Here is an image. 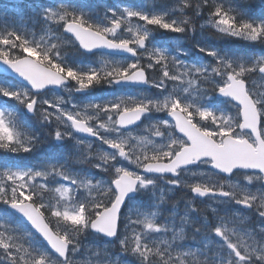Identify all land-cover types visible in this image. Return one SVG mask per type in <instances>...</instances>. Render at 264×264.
<instances>
[{
  "label": "snow or ice",
  "instance_id": "obj_1",
  "mask_svg": "<svg viewBox=\"0 0 264 264\" xmlns=\"http://www.w3.org/2000/svg\"><path fill=\"white\" fill-rule=\"evenodd\" d=\"M189 9L194 17L207 9V23L225 36L264 43V16L254 19L242 6L225 7L219 0H183L171 11L121 5L106 9L103 20L93 19L83 0H55L42 7L40 20L49 32L59 31V42L42 43L14 29L0 31V67L18 84L0 78V98L20 106L13 113L0 104V150L35 152L45 141L28 128L27 121L34 118L42 127L55 125L49 140L56 148H65L68 141L86 145L88 151L81 152L78 162L110 177L97 180V173L89 172L81 177L67 159L45 160L39 166L0 159V204L5 206L0 213V264H92L77 260L85 248L79 238L92 235L108 246L102 249L106 258L95 264H114L107 257L108 248L116 244L123 257L134 261L115 264H264V187L257 193L230 180L227 185L211 180L242 176L248 184L264 181V93L249 83L254 73L264 80V56L253 59L197 44L212 61L189 62L180 58L189 55L186 49L161 47L150 40L156 29L195 32ZM176 11L183 19L172 18ZM134 18L143 24L133 23ZM63 42L81 55H99L103 62L99 67L69 63L60 52ZM114 53L128 55L108 59ZM152 69L158 78L151 76ZM102 84L120 86L117 91L124 86L157 91L151 96L114 93L113 99L89 100L83 107L72 99L73 92L90 96L89 90ZM57 89L68 92L69 99L46 98L45 90ZM231 108L235 116L229 114ZM132 126L144 127L150 135L133 136ZM85 136L106 148L93 156V141ZM189 173L209 179L186 183ZM57 177L75 187H56L59 196L52 203L44 193L53 190L49 178ZM161 180L168 191L188 188L192 201L208 198L237 207L225 209L224 215L213 208L217 221L198 223L191 218L198 209L190 202L180 220L191 224L194 240L201 239L193 245L177 243L185 239L184 227L177 231L173 225L157 223L164 195H159V203L153 201ZM81 190L87 196L81 197ZM141 196L148 198L146 211H141ZM241 209L258 218L250 231H237L226 219L229 212ZM46 213L55 218V227ZM17 216L35 231L13 227L9 221ZM169 231L170 240L148 239L149 233Z\"/></svg>",
  "mask_w": 264,
  "mask_h": 264
},
{
  "label": "rangeland",
  "instance_id": "obj_2",
  "mask_svg": "<svg viewBox=\"0 0 264 264\" xmlns=\"http://www.w3.org/2000/svg\"><path fill=\"white\" fill-rule=\"evenodd\" d=\"M23 1H25V2H23ZM154 1L161 2L164 0H154ZM170 1L171 2L167 5V7H161L157 11H161V10L171 11V9L173 7L179 8L180 5L183 3V0H170ZM83 2L86 4V7L89 10L90 15L93 17V19H96V20H103L104 12L106 11V9H108L110 7L119 8L121 5H127V6L134 8V6L132 5L134 2H132V4H130V3L126 4L125 0H83ZM53 3H55V0H0V7H1L0 8V31L5 30V29H7V30H13L14 29V30L20 32L21 34L27 35L29 37V39H35L36 41H41L42 43L51 44V43L59 42L57 40V37L59 36V31L57 30V31L49 32L47 27L44 25V22L40 20V12H41L42 7L50 6ZM140 3H141V1L137 2V4H139V5H140ZM20 7H22L23 9L21 10ZM151 11H153V10H151ZM187 14H188L189 18L192 19V17L190 16V10H187ZM175 15H177L179 17H175ZM172 18L183 19V15L179 11H176V12L172 13ZM199 18H201V17L199 16ZM254 19L258 20L259 18H254ZM207 21H208V18L206 20L202 21L198 25L199 31H203L204 28H206V29L213 30L215 33L221 34V33L217 32L215 28L211 27L207 23ZM133 23L143 24L142 21H136L135 18L133 20ZM202 25H203V27H202ZM52 28L55 29L56 26L53 25ZM160 31L162 33L159 34L158 39L155 38L153 35L150 37V40L152 42L156 43L157 45H159L161 47L174 48L175 46H179V47L183 48L184 39L179 41V39H176V36L171 37L165 31H163V30H160ZM123 35L127 36L129 34L127 32H124ZM180 35L181 34H178V36H180ZM221 35H223V34H221ZM229 37H231V36H229ZM233 38L241 40V41H245V42H248L251 44L257 43V42L247 41V40L240 38V37H233ZM194 43L196 45L195 46L196 48H197V44H200L202 46H206L208 48H214V44L211 43V40L208 37H203V39H202L201 37L198 38V36H197V38L194 40ZM207 43H209L210 45H208ZM73 49H75V48H73V46L68 44L67 42H63L61 45V48H60L61 54L64 56V58L69 63H82L84 65H91L94 67H99L101 65V63L103 62L104 58L99 56V55L76 60V59H74L75 55L73 54V52H74ZM262 56H264V52L255 54V55L251 56V58L255 59L258 57H262ZM180 58L188 60L189 62L199 61V62L207 63V62L212 61L211 57H207L203 53H200L198 51V49H196V51L194 53L189 52L188 56H181ZM108 59L119 60L120 58H113V57L109 56ZM149 71H152L151 76L153 78H158L159 73L155 69H152ZM252 81H255V83L252 84ZM7 82L13 83L14 86H18L11 80H8ZM172 83L173 82H169V90H171ZM249 83H250V86L254 87L257 92L264 93V80H262L258 74H255V73L251 74L250 79H249ZM102 88L104 90H106V92L104 90H102L100 93H95V94L90 95V96H80V95L76 94L75 92H73L72 93V99L76 100L78 103L81 104V107H83V105L87 104L89 100L99 101L101 98L113 99L114 93H115V95H118V96H127V95H149V96H151L157 91L155 89L154 92H152V91L151 92L150 91L139 92L135 88L120 89L119 91H117L118 88H115V87L110 88L106 85H102ZM57 97L68 100L69 99V93L66 91H63V90H62V93L60 95L53 94V93H47L46 98L50 99V100H54ZM0 100L5 101V103L10 102L6 98H0ZM66 106L70 107V105H66ZM228 111H229V114L235 116L236 112H235L234 108H231ZM156 115L157 116H164L165 114L159 113ZM54 127H55V125L50 127V129L53 130ZM132 135L140 137V136H149L150 133L147 130H145L144 127H140V128L132 129ZM68 142L70 144H68V146H67V152L68 153L70 152L72 155L73 154L76 155L78 160L80 158L81 152H87L88 151L86 145L76 146L75 141H68ZM101 147L106 148V146H101L98 141L97 142L93 141V150H92L91 154L93 156L97 155L99 153ZM47 158H48V160H52L49 158V156ZM1 159H3V158H1ZM123 163L128 167H134L133 165H128L126 161ZM77 165H78V170L74 171L73 173L80 175L81 177H83L84 172L97 173V170L92 168L91 165L88 163L77 162ZM68 166H69V164H68ZM205 170L206 169L201 168L199 171H205ZM98 176L99 175L97 173L95 178ZM209 176H211V173H209ZM208 179H209V177H207V176L193 177L191 175V173L187 174L184 177V180L186 183H193V182H196L198 180L207 181ZM217 179H220V182L225 183L226 185H227L228 181L230 180L231 183H233V184H237L239 186H247L251 191L257 192V193H258V190L260 189L259 181L254 180L252 182V184H248L247 180L241 176H234V177L229 178V179H221L220 177L211 176V180L213 182H215ZM97 180H99V179L97 178ZM104 181H108V179L106 178ZM47 183H48L49 187L53 190L49 191V192H45L47 194H44V198L46 201H49L52 203H55V201L58 199V196H59V194L56 193L54 190L56 187H60L61 185L65 186V187H73V188L75 187V186L69 185V183L67 181L60 180L58 177L56 178V180L49 178ZM79 195L81 197H85V196H87V193L84 192L83 190H81ZM214 204H217V203H215L214 201L211 200V203L208 204L210 209L215 208ZM235 207H237V206H235ZM0 213H2V212L0 211ZM234 213L240 220L245 222V224L249 225L248 229L249 228L252 229L253 227L257 226L258 218L255 215H249L250 211L247 212V211L241 209L240 211L234 212ZM51 219L54 220L55 218H51ZM9 223L13 227L18 226L20 228L21 232L28 230L25 226H23V225L20 226L17 223H14L12 220H10ZM232 227H235V226H232ZM235 228L237 229V231H241L240 228H238V227H235ZM257 231H258V228H257ZM149 234H151V233H149ZM149 234H147V235L149 236ZM156 234H159V233H156ZM157 238L166 239L165 235L163 233H162V237L158 236V237H156V239ZM90 239L92 240V242L87 244V248H91L89 250L95 249L96 251H102V249L104 247H106V245H103L102 242L98 241L100 239L96 238L94 235L90 236ZM148 239H149V237H148ZM25 244H26V241H25ZM186 250H188V249H186ZM192 251H194V250H192ZM105 258H99L97 256V259L91 260L87 257V255L84 254V255H82V257L78 256L77 260L83 261V262L91 261L92 264H95V262L98 259L103 260ZM107 258L111 259L114 262V264H115V261L121 260V258H119L118 256H112V255H109Z\"/></svg>",
  "mask_w": 264,
  "mask_h": 264
},
{
  "label": "trees",
  "instance_id": "obj_3",
  "mask_svg": "<svg viewBox=\"0 0 264 264\" xmlns=\"http://www.w3.org/2000/svg\"><path fill=\"white\" fill-rule=\"evenodd\" d=\"M171 1L170 0H164V1H161V2H156L154 0H146L145 1V7L143 8V10L145 11H151V10H158L159 8L161 7H167V5L170 3ZM219 2H222L224 3L225 6H229V5H232V6H236V5H240L244 8V10L247 12V14L249 16H251L252 18H260L261 16H264V5H262V0H219ZM20 9L22 10L23 8L20 7ZM190 10V9H189ZM206 15H208V12H207V9L203 12L202 16H200L201 18L199 17H194L192 15V12L190 10V16L192 17V20H193V23L195 25V32H191L189 31L188 33H186V35L188 36L189 38V42H193L196 38H197V35H198V21L202 18H204ZM149 27H152V26H149ZM155 32H160L159 29H156L154 30ZM206 33H210V34H213L212 32L208 31V30H205V34ZM214 38L217 39V40H221V37H219L218 35L216 34H213ZM226 43V48L229 52L231 53H235V54H239V55H242V56H246V57H251L255 54H258V53H262L264 52V43H260V42H257L255 44H249V43H244L242 41H239V40H236V39H226L225 41ZM13 53H18V49H14L12 50ZM73 54L75 56H82L79 52L76 51V49H73ZM153 74V73H152ZM100 86V85H99ZM99 86H95L94 88L97 89ZM27 124H28V128L30 131H32L34 133L35 131V128H36V124L34 121H31V120H28L27 121ZM41 129V128H39ZM42 135L44 137V139L42 138ZM41 140L42 141H45L44 143H42V153H43V159H46L48 156L47 155H53L54 158H67L68 159V164H69V167L72 169V171H76L78 170V165H77V162H78V158L76 157V155H72L70 152L68 153L67 150L65 148H59L60 150H57V148L50 142L49 140V137H48V134L47 133H41ZM51 149L53 150V154L50 153L49 151H51ZM1 153H7L10 158L11 157H14L15 158V154L13 153H8V152H5L4 150H0ZM19 155L21 156H24L27 157V161H28V165L31 164V162L33 161V158H32V154L33 153H23V152H20L18 153ZM100 176L102 177H105L107 178L108 180L110 179L109 175L108 174H99ZM176 194H178L181 198V200H184L185 198H187V196H185V192L183 191H179V189H177V191L175 192ZM145 196H141L139 197V201H142V199H144ZM178 200V197H175V201ZM203 213L202 212H198V220L197 222H200L201 220V215ZM204 214H208L209 213H206L204 212ZM46 215L48 216V213H46ZM49 217V216H48ZM167 216H164V218L166 219ZM192 219H195V217H191ZM50 219V222L52 224L53 227H55V219H51V217H49ZM179 226H183L184 229H185V236L190 239L192 236H193V228L191 226V224H183L180 222L179 223ZM199 238V240L201 239L199 236L197 237ZM79 239L82 240L83 242V245L85 246L84 248V252H90L89 250H87V244L88 243H91L92 240L90 239V237L88 236L87 238H84V237H80ZM116 250V247H112ZM110 249V248H109ZM96 256V253L94 251V253L91 254V257L94 259ZM100 257H104V254L103 252H101V255Z\"/></svg>",
  "mask_w": 264,
  "mask_h": 264
},
{
  "label": "water",
  "instance_id": "obj_4",
  "mask_svg": "<svg viewBox=\"0 0 264 264\" xmlns=\"http://www.w3.org/2000/svg\"><path fill=\"white\" fill-rule=\"evenodd\" d=\"M65 35H67V34H65ZM82 51V50H81ZM115 55H120V56H127L128 54H125V53H114ZM0 74L1 75H5V76H8V77H11L8 73H5L4 72V70H3V68L2 67H0ZM59 89H57V91H58ZM168 118V117H167ZM169 119H171V118H169ZM134 127H136V126H132V128H134ZM178 133V132H177ZM179 135H181L180 133H178ZM79 135V134H78ZM86 137V136H85ZM86 138H88V139H91L92 137H86ZM92 139H94V138H92ZM221 175H223V174H221ZM24 221V220H23ZM26 224H27V222L26 221H24ZM29 225V224H28ZM30 226V225H29ZM31 227V226H30ZM33 231H35L34 229H32ZM37 236H39V234H36ZM42 239V238H41Z\"/></svg>",
  "mask_w": 264,
  "mask_h": 264
}]
</instances>
